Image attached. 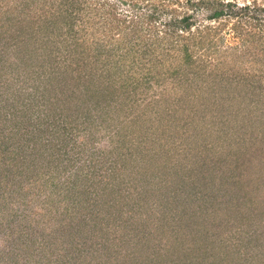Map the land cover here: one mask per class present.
I'll return each mask as SVG.
<instances>
[{
	"label": "rangeland",
	"instance_id": "374dc122",
	"mask_svg": "<svg viewBox=\"0 0 264 264\" xmlns=\"http://www.w3.org/2000/svg\"><path fill=\"white\" fill-rule=\"evenodd\" d=\"M25 1L0 0V264H264L263 45L228 21L224 53L71 113L50 78L84 20Z\"/></svg>",
	"mask_w": 264,
	"mask_h": 264
},
{
	"label": "trees",
	"instance_id": "16d2710c",
	"mask_svg": "<svg viewBox=\"0 0 264 264\" xmlns=\"http://www.w3.org/2000/svg\"><path fill=\"white\" fill-rule=\"evenodd\" d=\"M34 1L40 5L39 17L56 22L67 18L69 29L76 17L84 20L72 40L74 58L61 80L50 78L65 90L71 113L79 114L93 97L92 103L99 97L104 101L110 93L106 88L120 92L176 76L180 69L196 64L193 55L199 50L204 56L224 53L220 32L228 21L232 20L231 33L244 50L264 47L259 33L264 5L256 0H185L182 4L179 0H26V7ZM173 3L180 8H171ZM199 16L207 21L204 26H198ZM229 50L235 52L237 46ZM95 87L100 93H94Z\"/></svg>",
	"mask_w": 264,
	"mask_h": 264
}]
</instances>
